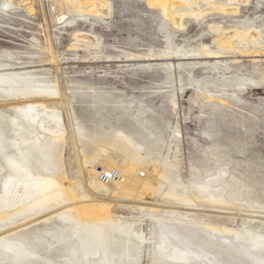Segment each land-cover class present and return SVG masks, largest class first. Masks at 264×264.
Wrapping results in <instances>:
<instances>
[{
  "label": "rangeland",
  "instance_id": "1",
  "mask_svg": "<svg viewBox=\"0 0 264 264\" xmlns=\"http://www.w3.org/2000/svg\"><path fill=\"white\" fill-rule=\"evenodd\" d=\"M109 1L112 17L105 23L96 19V24L80 21L73 28L57 29L51 23L48 0H34L31 16L25 10H13L8 0H0L2 60L6 62V54H13L7 61L11 67L24 68L57 84L66 95L65 105L46 101L50 108L61 111L66 128L61 159L51 157L53 176L78 196L83 190L89 191L82 180L78 150L92 157L99 151L92 138L104 141L121 131L145 147L153 165L165 168L167 186L175 183L182 171L188 194H193L198 183L210 182L224 189L229 204L222 208L191 198L192 206L187 208L192 211L180 206L175 212L143 215L128 208L113 209L114 218L121 222L117 230L135 235L143 226L148 240L154 235V245L150 250L146 245L142 252L147 251L146 257L141 254L138 264H153L147 255L155 254L164 232L151 219L197 221L204 225L205 235L212 233L209 229L237 232L228 234V240L242 235L244 241L252 242L250 236L264 235V0H190L206 15L196 18L189 4L176 7L175 13L185 15L181 28L174 26L161 9L148 6L149 0ZM230 8L238 12L223 11ZM4 9L10 12L9 17L2 13ZM254 31L260 34L254 44L247 42V47L238 44L236 50L220 51L223 34ZM85 33H94L99 39V60L88 58L91 52L87 50L73 48L75 36ZM49 46L58 58L55 65L48 62ZM169 48L177 54L203 49L222 54L209 59L184 60L180 56L167 60L163 53ZM128 55L154 57L139 63ZM209 94L223 95L226 102L209 100ZM29 102H14L18 104L15 108L24 109ZM12 104L0 103V107L8 115H16ZM72 117L83 129V141L75 136ZM218 174L221 176L215 183L212 179ZM49 223L30 226L26 228L29 234L24 231L18 235L38 251L35 264H61L65 256L72 259L68 245L58 244L43 233L57 229L60 222L53 219ZM32 232L42 240L32 243ZM70 236L69 243H75L72 233ZM44 240L55 242L53 248L48 250ZM102 241L105 247L106 241ZM122 246L113 244V252L123 251ZM113 252L110 263L120 264Z\"/></svg>",
  "mask_w": 264,
  "mask_h": 264
},
{
  "label": "bare ground",
  "instance_id": "2",
  "mask_svg": "<svg viewBox=\"0 0 264 264\" xmlns=\"http://www.w3.org/2000/svg\"><path fill=\"white\" fill-rule=\"evenodd\" d=\"M191 2L149 0L148 6L161 9L163 14L172 20L174 26L181 28L185 15L175 13L176 7L189 4L196 18L206 15L198 5ZM33 3L34 0L7 2L13 10H25L30 16L35 12ZM48 4L51 23L57 29L73 28L80 21L92 24H96L97 20L106 22L112 17V5L109 0H48ZM223 11L238 12L235 8ZM2 13L6 16L10 14L6 9ZM223 35L224 38L219 40L220 51L236 50L238 44L244 46L247 42L254 44L260 39V34L256 31L250 34L232 32ZM34 41L37 42L36 39ZM99 47V39L94 33L75 36L73 48L91 52L88 58L99 60ZM46 50L50 54L48 62L52 65L57 64L58 58L52 48L49 46ZM221 54L209 49L177 54L171 52L169 48V51H164L163 57L167 60L180 56L184 60H198L202 57L208 59L213 56L219 57ZM132 56L128 55L127 58H136L139 63L147 57H154ZM6 57L5 62L0 56V103L13 102L12 108L17 114L8 115L6 110L0 107V264H5L4 259L10 261L8 264H35L39 257L38 251L19 240L18 235L24 233L30 226L47 224L53 219L60 222L57 225L58 230H43V233L56 240L58 244L68 245L67 251L70 252L72 259L65 256L61 259V264H111L109 254L113 252V244L117 248L123 245V251L113 252L120 264H138L141 254L146 257L147 251L142 253L146 245L149 250L154 245V235L148 240L143 226L135 235L117 230L116 226L121 222L113 216V209L116 207L139 211L143 215L147 213L160 215L163 212H175L182 206L185 210H190L187 207L192 206L191 198L201 204H209L212 208L214 205H220L222 208L229 204L224 189L210 182L198 183L193 187V194H188L185 176L181 170L180 178L167 186L165 168L153 165L149 161L145 147L121 131L104 141L92 138V142L99 149L95 154L93 152L92 157L87 156L82 149L78 150L82 180L85 188L89 190H83L78 196L55 178L50 170L51 157L60 158L63 154L66 128L61 111L56 107L50 108L46 101L54 105H65L66 95L61 93L57 84L33 76L24 68L11 67L7 61L13 59V54L8 53ZM208 99L226 102L223 95L209 94ZM18 101L30 102L24 109H17L15 107L18 104L14 102ZM72 122L77 140L83 141L81 125L77 124L73 117ZM34 165L37 166L36 170ZM99 167L106 170L118 169L121 173L120 180L112 184L103 183L99 177ZM180 168L184 170L182 163ZM220 171L224 174L226 172L225 168H221ZM141 173L145 176L142 177ZM220 176L218 174L212 181L216 183ZM100 192H103V196H98ZM151 221L159 223L164 230L158 238L155 254L151 252L147 255L153 264H264V235L250 236L252 242L244 241L242 235L228 240L226 238L228 234L237 232L209 229L212 233L205 235L202 233L204 225L197 221L188 219L182 222L168 221L167 218L163 221L154 219ZM144 223L145 220H142L141 224ZM79 228L82 229L81 234L78 232ZM70 233L75 240L73 244L69 243ZM31 234L33 238L31 235L29 237L32 238V243L41 239L36 233ZM102 240L106 241L105 247ZM43 242L46 243L48 250L52 249L55 243L48 240ZM106 247L110 249L109 252ZM48 263L52 264L49 261L44 262Z\"/></svg>",
  "mask_w": 264,
  "mask_h": 264
},
{
  "label": "built area",
  "instance_id": "3",
  "mask_svg": "<svg viewBox=\"0 0 264 264\" xmlns=\"http://www.w3.org/2000/svg\"><path fill=\"white\" fill-rule=\"evenodd\" d=\"M98 172H99L100 180L105 184H112L114 182L119 181L121 178L120 171L118 169H115V168L106 170L102 167H99ZM141 176L144 177L145 174L141 173Z\"/></svg>",
  "mask_w": 264,
  "mask_h": 264
}]
</instances>
